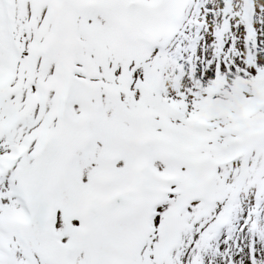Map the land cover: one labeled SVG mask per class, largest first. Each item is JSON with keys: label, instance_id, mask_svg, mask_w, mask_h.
<instances>
[{"label": "snow or ice", "instance_id": "snow-or-ice-1", "mask_svg": "<svg viewBox=\"0 0 264 264\" xmlns=\"http://www.w3.org/2000/svg\"><path fill=\"white\" fill-rule=\"evenodd\" d=\"M0 264H264V0H0Z\"/></svg>", "mask_w": 264, "mask_h": 264}]
</instances>
